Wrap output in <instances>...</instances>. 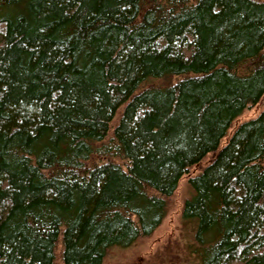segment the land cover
Returning a JSON list of instances; mask_svg holds the SVG:
<instances>
[{
	"label": "trees",
	"instance_id": "trees-1",
	"mask_svg": "<svg viewBox=\"0 0 264 264\" xmlns=\"http://www.w3.org/2000/svg\"><path fill=\"white\" fill-rule=\"evenodd\" d=\"M263 96L264 0H0V264H103L183 177L198 264H264Z\"/></svg>",
	"mask_w": 264,
	"mask_h": 264
},
{
	"label": "rangeland",
	"instance_id": "rangeland-1",
	"mask_svg": "<svg viewBox=\"0 0 264 264\" xmlns=\"http://www.w3.org/2000/svg\"><path fill=\"white\" fill-rule=\"evenodd\" d=\"M264 106V96L259 104L249 107L238 120L249 119L258 114ZM234 126V124H233ZM197 168L192 170L196 172ZM191 193L187 178L183 177L173 203L163 219L161 225L149 236L127 244L112 245L106 252L103 264H198L200 247L191 240L190 227L181 217V207L184 199ZM56 249L54 264H63Z\"/></svg>",
	"mask_w": 264,
	"mask_h": 264
}]
</instances>
